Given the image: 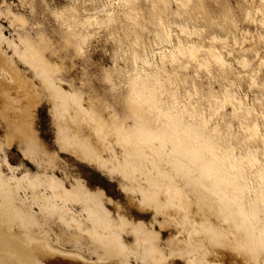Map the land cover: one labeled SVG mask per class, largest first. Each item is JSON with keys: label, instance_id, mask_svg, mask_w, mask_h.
<instances>
[{"label": "bare ground", "instance_id": "obj_1", "mask_svg": "<svg viewBox=\"0 0 264 264\" xmlns=\"http://www.w3.org/2000/svg\"><path fill=\"white\" fill-rule=\"evenodd\" d=\"M66 1L67 6H55L53 14L59 38L72 48V62L84 56L101 30L120 29L121 18L138 31L117 38L102 79L104 96L118 105L122 116L116 117L118 111L96 95L69 96L60 64L46 58L18 31L5 37L1 27L3 137L8 147L14 139L20 144L31 141V147L25 145L27 152L22 150L25 157L39 168L47 164L50 174L33 172L25 164L12 168L5 158L2 164H7L10 175L0 170V214L6 215L0 220L12 225L22 243L33 250L54 254L65 250L46 239L50 235L43 230L52 219L61 233L56 245L66 242L75 251L87 249L98 261L129 264L132 255L143 264H168L176 258H191L197 264H264V93L253 91L250 101L230 80L222 85L220 95H204L198 106L195 80L192 88L185 87L190 63L196 66V78L204 69L214 79L211 62L230 69L234 63L238 73L248 76L249 89L261 87L257 76L264 68V54L255 51L249 57L240 46L254 35L236 28L240 41L226 23L207 32L198 13L193 18L182 16L166 4L156 9L159 5L154 3L153 13L143 17L139 0H98L91 8L87 6L94 0ZM172 1L185 9L192 0ZM253 1L251 8L246 7V17L258 21L256 36L264 44V0ZM18 62L35 81L18 69ZM41 97L52 109L60 151L73 155L76 162L119 176L129 202L151 211L150 226L119 215L111 219L101 207L102 192L91 195L78 181L65 183L56 176V156H45L33 128ZM255 103L262 104V111ZM228 109L233 117L243 113L234 132V121H224ZM103 111L109 112L108 118ZM132 119L137 120L136 127L126 125ZM240 133L244 137L239 139L240 148L230 150L229 140ZM75 205H81L83 213ZM155 225L160 231L172 227L179 235L168 233L163 243ZM9 260L0 253V264H13Z\"/></svg>", "mask_w": 264, "mask_h": 264}, {"label": "rangeland", "instance_id": "obj_2", "mask_svg": "<svg viewBox=\"0 0 264 264\" xmlns=\"http://www.w3.org/2000/svg\"><path fill=\"white\" fill-rule=\"evenodd\" d=\"M67 3L68 2L66 0H0V28L2 27L1 30L5 37H10V35L14 37L15 31H18V33H20L22 36L37 44L40 49H42L43 53L46 54H44L46 58L51 59L57 64H60V66L63 68L61 77L64 83L62 84L66 88V91L69 92V96L73 95L75 97L77 94H82L83 98L87 99L88 97L96 95L97 97L106 100L111 108L113 107L116 111H118H115L117 114L115 115L116 117H121L122 112L120 111L118 105L112 100L106 99L108 98L107 96H104L105 92L107 91L104 88L102 79L106 75V69L108 65L111 64L109 60V53L115 49L117 38H124L126 32L138 31L135 28H128L129 24L121 18L120 29L101 30L99 36L93 39V41L90 43V46L88 47L84 56L75 59L72 62V48L66 45L64 46L62 40L59 38L57 33L58 22L55 20V15L53 14L55 6L61 7L64 4L67 6ZM92 3L98 4V0H94L87 7L91 8ZM154 3L159 5L158 7H155L156 9H159L163 4L168 6L170 5L171 9L175 13H179L182 16H189L193 18V16L198 13L199 22L207 26V32L211 31L212 29H219L222 27V23H226V27L231 28L240 41H242L241 35L238 34V30L249 31L254 36L252 38H248L243 45L240 43V46H243L249 57H253L255 51H260L261 54H264V44L256 36V29H259V25L257 23L258 21H253V19L246 17V7L248 6L251 8L254 5L253 0H192L189 6H187L185 9H178L172 0H148L146 4H144V0H139L138 5L141 6V13L143 14V17H147L148 12L153 13L152 9L153 5H155ZM82 14L83 13L81 12L80 15ZM14 16L16 17L15 19ZM13 20L16 21L14 22ZM236 28H238V30H236ZM110 33L112 36H110ZM230 41L232 43L233 40L230 39ZM52 48L53 52L56 51L57 53H53L51 51ZM238 49V47L235 48V54L237 53ZM72 66L74 67L72 68ZM20 68L29 80L35 81L21 63L18 64V69L20 70ZM195 70V64L190 63L188 72L185 74L187 76L185 87L192 88V80H195L197 90L200 94L196 99L198 106L203 104L202 97L204 95L208 96L210 93L220 95L222 85L224 83H228L230 80H234L240 86L242 92H246L249 95L250 101H252L253 91L264 93V68H262L261 72L257 76V80L261 87H254L252 89H249L248 87V76L238 73L239 69L234 63L230 69L220 68L211 62L210 71L214 79L210 78L207 71L204 69L199 70V77L196 78L194 76ZM231 87L234 88V86ZM43 99L44 98L41 97V102L38 103L35 109L33 128L36 132L35 134L39 138L40 148L46 153L45 156H56V176L65 183L70 182L71 184L75 185V182L78 181L80 185L84 186V188L91 195H98L102 192L103 196L101 197V207L109 212L111 219L119 215L125 218L128 222L137 221L138 223L142 222L147 226H150L152 222V215L150 216L151 211L148 209H146L147 212L144 210L141 211L129 202V198L125 196L120 188V183L118 181L119 176L109 175L106 171L102 169L99 170L98 168H95L94 166L87 163L76 162V158L73 155H69L66 152L64 153L60 151L56 144V128L54 127L52 120V109L49 102L47 104V101ZM262 107V104L255 103V108L257 111H262ZM103 112V114H106L105 116L108 118L109 112ZM242 115L243 113H239L237 116L233 117L230 113V109H228L227 112L225 111L223 114L225 118L224 121H234L235 125H237H234L233 128L235 129H233V132L237 129L238 121L242 118ZM132 116L134 117V115L131 114V117ZM248 118L251 120L252 117ZM136 124L137 120L132 119V121L129 120L126 125L130 127H136ZM220 126L225 128L222 123H220ZM4 130L5 123L2 119V116L0 115V143H2V148L0 146V170L4 173L3 175H10V170L8 169V166H6L7 164H2L5 158H7V163H9L8 165L12 168L14 166L18 168L21 164H25L27 167L32 168L33 172H39L40 174H50V167L47 164L43 163V166L39 168L35 162L25 157L18 139H14L11 146L8 147L7 142H5V138L3 137ZM223 134L226 136L225 131H223ZM241 138L244 137L240 133L239 136L229 140L230 150L233 151L240 148L241 143L239 139ZM255 141L256 140L251 142ZM117 151H119L118 148ZM46 157L44 158L47 160ZM65 164L66 170L64 169ZM14 205L12 209L16 214L19 212V209H17L19 205L16 202ZM74 208L79 213H83V207L81 205H75ZM2 216L6 218V215L3 212L0 214V218H2ZM1 222L2 221L0 220V253L10 259L9 261L13 264H16L18 260L23 261L26 264L121 263L118 262L119 260L117 259H111L105 262L98 261L97 256L93 254L92 251L87 249H83L81 252L75 251L71 247V244L68 245L66 242L56 245V237L61 235L59 228L57 227L58 223L56 219H52L47 224H45L43 231H47L50 235V237L46 236V239L51 243V245L63 251L65 250V252L62 254L45 252V250L41 248H36L33 250L30 248L31 246L28 243H22V240L19 238L12 225H9L12 226L9 227L8 224ZM39 222L41 225H43V221H41L40 217ZM155 229L160 233V238L163 243L167 238V235H169L168 233L179 235L178 231H175L172 227L166 231H160L159 226L155 225ZM33 230L34 232H38L37 228H33ZM175 232L177 234H175ZM70 250L73 251L72 255L67 254L70 252ZM77 253L81 255L82 258L77 256ZM32 255L35 258H32ZM176 259H169L168 264H197L191 258ZM128 262L129 264H143L132 255L129 256ZM208 263L217 264L216 262H206V264ZM234 263L232 261H228L225 264Z\"/></svg>", "mask_w": 264, "mask_h": 264}, {"label": "snow or ice", "instance_id": "obj_3", "mask_svg": "<svg viewBox=\"0 0 264 264\" xmlns=\"http://www.w3.org/2000/svg\"><path fill=\"white\" fill-rule=\"evenodd\" d=\"M26 144H28V146L31 147V141H25L20 144L21 149L24 150L25 152H27L28 150V148L25 147Z\"/></svg>", "mask_w": 264, "mask_h": 264}]
</instances>
